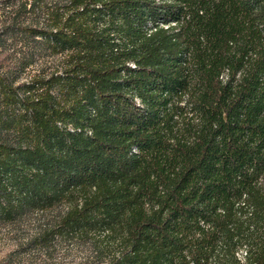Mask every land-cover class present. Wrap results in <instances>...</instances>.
I'll use <instances>...</instances> for the list:
<instances>
[{
    "label": "trees",
    "instance_id": "obj_1",
    "mask_svg": "<svg viewBox=\"0 0 264 264\" xmlns=\"http://www.w3.org/2000/svg\"><path fill=\"white\" fill-rule=\"evenodd\" d=\"M0 237L264 264V0H0Z\"/></svg>",
    "mask_w": 264,
    "mask_h": 264
},
{
    "label": "rangeland",
    "instance_id": "obj_2",
    "mask_svg": "<svg viewBox=\"0 0 264 264\" xmlns=\"http://www.w3.org/2000/svg\"><path fill=\"white\" fill-rule=\"evenodd\" d=\"M11 247L12 246L9 244H3L2 242H0V264H7L4 258L6 257V254L11 250ZM242 254H244L243 251H242ZM37 255L38 253L35 254L36 257H38ZM35 256H33V262H34ZM31 263H32V260L29 259V264Z\"/></svg>",
    "mask_w": 264,
    "mask_h": 264
}]
</instances>
